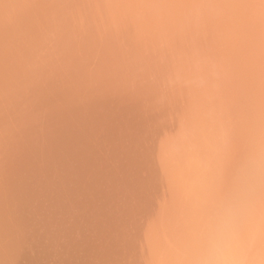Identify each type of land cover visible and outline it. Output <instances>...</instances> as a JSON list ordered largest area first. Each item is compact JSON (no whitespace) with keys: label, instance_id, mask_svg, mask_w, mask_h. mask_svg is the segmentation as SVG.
Returning <instances> with one entry per match:
<instances>
[{"label":"clouds","instance_id":"1","mask_svg":"<svg viewBox=\"0 0 264 264\" xmlns=\"http://www.w3.org/2000/svg\"><path fill=\"white\" fill-rule=\"evenodd\" d=\"M0 264H264V0H0Z\"/></svg>","mask_w":264,"mask_h":264}]
</instances>
